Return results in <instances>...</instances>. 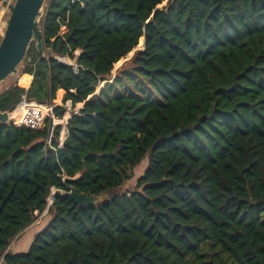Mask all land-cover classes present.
<instances>
[{
	"label": "trees",
	"instance_id": "16d2710c",
	"mask_svg": "<svg viewBox=\"0 0 264 264\" xmlns=\"http://www.w3.org/2000/svg\"><path fill=\"white\" fill-rule=\"evenodd\" d=\"M41 27L46 55L33 41L19 66L31 86L0 111L61 90L57 118L83 107L62 147L50 118L0 123V262L264 264V0H47ZM53 188L46 227L10 252Z\"/></svg>",
	"mask_w": 264,
	"mask_h": 264
},
{
	"label": "water",
	"instance_id": "95a60500",
	"mask_svg": "<svg viewBox=\"0 0 264 264\" xmlns=\"http://www.w3.org/2000/svg\"><path fill=\"white\" fill-rule=\"evenodd\" d=\"M46 2L47 0H10L8 2L7 8L10 16L0 42V84L11 75L18 73V68L25 59L33 41L36 42L38 52L43 56L46 55L41 27V18ZM165 4L166 2L163 5ZM48 54L50 57H54L52 51H49ZM76 113H71V116ZM0 123H11L9 112L0 111ZM69 197L84 208L93 207L109 199L108 194L88 197L77 192H71Z\"/></svg>",
	"mask_w": 264,
	"mask_h": 264
},
{
	"label": "built area",
	"instance_id": "2783aa9c",
	"mask_svg": "<svg viewBox=\"0 0 264 264\" xmlns=\"http://www.w3.org/2000/svg\"><path fill=\"white\" fill-rule=\"evenodd\" d=\"M10 0H2L1 11L4 10V6L8 4ZM77 70L75 66V71ZM70 108L71 104H67ZM54 106H48L46 104H41L33 100H29L26 96H23L19 104L9 112L11 122L19 127H26L31 130H42L45 126L46 120L50 118L52 120L50 139L47 141L51 145V137L54 133V128L57 125H62V130L60 137L58 139L59 147H62L64 141L67 137V122L70 119L71 114L67 113V117L64 116L63 119L57 118L53 113ZM17 112V114L15 113ZM57 190L52 189L50 197L48 199L47 210L50 208L53 202V198L56 195ZM2 261L0 262V264Z\"/></svg>",
	"mask_w": 264,
	"mask_h": 264
},
{
	"label": "rangeland",
	"instance_id": "374dc122",
	"mask_svg": "<svg viewBox=\"0 0 264 264\" xmlns=\"http://www.w3.org/2000/svg\"><path fill=\"white\" fill-rule=\"evenodd\" d=\"M8 5L6 4L4 6V10H2L0 12V42L2 40V37L4 35V32H5V28H6V22L10 16L9 14V10H8ZM78 54V53H77ZM61 61H64L68 64H71V65H75V61L74 60H71L69 59L68 57L67 58H59ZM130 58L122 61V63L115 67V71L113 73V78H115L116 76V70H118L125 62H127ZM21 74L20 72V67L18 68V73L15 74V75H11L8 79H6L4 82H2L0 84V94H2L4 91H6L7 89L11 88L12 86L14 85H17V86H20L19 83H18V76ZM22 87V86H20ZM24 88V87H22ZM99 92V90L97 91V93ZM67 104H71V103H67ZM67 104L65 105V109H66V114L65 116L67 117V113L71 114V110L72 108L68 107ZM61 106V105H60ZM76 109V108H75ZM74 109V110H75ZM147 165H148V158H145L141 164L136 168L135 170V176L134 178L128 182L127 184H125L123 187L119 188L117 191H115L114 193H118V194H125V193H130V192H134L136 190V183H137V180L143 175L144 171L146 170L147 168ZM48 210H46L45 212H47ZM41 217V215L39 216ZM43 217V216H42ZM41 217V218H42ZM41 218H37L38 220L36 222H39V226L42 224L41 222L42 221H39ZM43 219V218H42ZM49 219V217L47 216L46 217V220ZM13 251V250H12ZM23 253V252H22ZM16 254V253H14Z\"/></svg>",
	"mask_w": 264,
	"mask_h": 264
},
{
	"label": "crops",
	"instance_id": "0c3cea01",
	"mask_svg": "<svg viewBox=\"0 0 264 264\" xmlns=\"http://www.w3.org/2000/svg\"><path fill=\"white\" fill-rule=\"evenodd\" d=\"M64 32H66V31L63 29V33ZM25 75L31 76L29 74H20L18 76V83H19V85H20V82H21V78L23 76H25ZM32 80H33V76H31V81H30L29 87L31 86ZM29 87H24V88L25 89H28ZM59 92H62V100H61V102H58ZM59 92L57 93V99H56V101L54 103V106L63 105V99H64L65 91L61 90ZM71 108H72V106H71ZM75 108H74L75 110H71L72 113L73 112H78L82 107H80L79 105H76ZM47 212H44L41 215V217L43 216L42 217L43 219L41 217H39V218H41L39 221H42L41 222L42 224L40 226H39V222H36L38 220L37 219L33 225H31L28 229H26L19 237H17L11 243V245L9 246V249H8L10 252H13V253H22L23 252V253H25V252H27L29 250V248H30V246H31V244H32V242H33V240L35 238V235L38 232H40L41 229L45 228L46 225H47V223H48V219L46 220V217H47L46 214H47ZM1 264H5V263L2 261Z\"/></svg>",
	"mask_w": 264,
	"mask_h": 264
},
{
	"label": "bare ground",
	"instance_id": "6f19581e",
	"mask_svg": "<svg viewBox=\"0 0 264 264\" xmlns=\"http://www.w3.org/2000/svg\"><path fill=\"white\" fill-rule=\"evenodd\" d=\"M31 81V76L25 75L21 78L20 85L22 87H29ZM80 107H83V104H78ZM17 114V112H15Z\"/></svg>",
	"mask_w": 264,
	"mask_h": 264
}]
</instances>
